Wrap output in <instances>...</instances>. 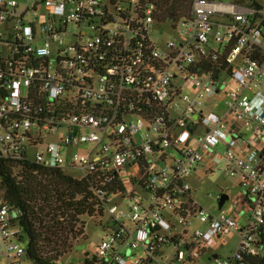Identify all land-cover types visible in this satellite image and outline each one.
<instances>
[{
    "label": "built area",
    "instance_id": "obj_1",
    "mask_svg": "<svg viewBox=\"0 0 264 264\" xmlns=\"http://www.w3.org/2000/svg\"><path fill=\"white\" fill-rule=\"evenodd\" d=\"M258 3L195 0L190 17L159 26L178 35L160 47L149 0H0V159L119 175L125 192L108 200L99 264L264 260V146L242 131L264 140ZM220 61L225 69H206ZM220 94L224 112L206 115ZM203 163L239 180L233 213L230 196L216 212L193 198L189 179ZM126 194L124 211L116 199ZM19 217L0 200V264H33Z\"/></svg>",
    "mask_w": 264,
    "mask_h": 264
},
{
    "label": "trees",
    "instance_id": "obj_2",
    "mask_svg": "<svg viewBox=\"0 0 264 264\" xmlns=\"http://www.w3.org/2000/svg\"><path fill=\"white\" fill-rule=\"evenodd\" d=\"M195 0H149L156 5L158 25L178 22L191 16ZM243 5L246 0H232ZM261 6L251 0L250 7ZM206 69H225L222 61ZM264 164V149L262 151ZM125 192L119 175L100 171L75 179L62 168H51L28 160L0 159V200L20 211L19 225L33 264H58L75 242L87 240L83 217L106 216L108 200ZM257 264H264L259 259ZM85 264H99L86 256Z\"/></svg>",
    "mask_w": 264,
    "mask_h": 264
},
{
    "label": "rangeland",
    "instance_id": "obj_3",
    "mask_svg": "<svg viewBox=\"0 0 264 264\" xmlns=\"http://www.w3.org/2000/svg\"><path fill=\"white\" fill-rule=\"evenodd\" d=\"M216 2H224L230 3L231 0H213ZM261 5L264 7V0H260ZM161 25H154L149 32V37L151 42L156 45L163 47L167 40L173 38L174 36H178L177 33H174L170 26H162ZM164 30L163 35L160 34L159 29ZM178 31H181V27L178 28ZM182 85V82H180ZM230 86L234 88L236 84L231 81ZM264 88V83H263ZM184 94L188 93L187 86L184 88ZM224 94H220L216 99L206 100L203 111L206 115L210 114L211 112H224ZM245 134H249L247 129L242 130ZM66 129H61L58 135L53 138H49L48 142H56L61 137L66 134ZM91 147H84L80 149H73L71 150L72 153H87ZM223 147L220 146L218 151L222 152ZM225 163L222 162L219 166L224 165ZM217 166L216 168H219ZM209 169L208 165L203 163L198 170L194 173L193 176L190 177L189 182L192 187V196L196 199L200 204H202L206 208L212 209L213 212H216L218 209V204L214 197L220 194H228L231 198V201L227 203L224 207V211L228 213H233L237 207V205L242 201V191L239 187V180L237 178L230 177L225 173H217L216 171L213 173L207 172ZM66 173L72 176L75 179H81L82 174L79 171L66 169ZM210 194L213 197H210ZM125 201L122 203L119 202L120 199H116L118 207L123 209L124 211L128 210V205L131 204V200L129 199L128 194L125 196ZM243 218V217H242ZM240 218V221L243 222L244 220ZM109 215L103 219L100 218H90V217H83L82 220L85 222V233L87 235V240L79 239L75 242L74 247L70 253L65 255L60 259L58 264H85L86 256H89L91 259L95 257V248L98 246L101 241L105 237V231L103 229V225L109 222ZM200 228V226L196 225L195 229ZM236 238L232 237L231 241L236 242ZM227 253V251H224Z\"/></svg>",
    "mask_w": 264,
    "mask_h": 264
},
{
    "label": "crops",
    "instance_id": "obj_4",
    "mask_svg": "<svg viewBox=\"0 0 264 264\" xmlns=\"http://www.w3.org/2000/svg\"><path fill=\"white\" fill-rule=\"evenodd\" d=\"M249 132H250L249 134H244V136L249 139V141L251 143V148H260V147H263L264 146V140L262 141L260 139V134H258V132L255 131V127L253 128V130H251Z\"/></svg>",
    "mask_w": 264,
    "mask_h": 264
},
{
    "label": "water",
    "instance_id": "obj_5",
    "mask_svg": "<svg viewBox=\"0 0 264 264\" xmlns=\"http://www.w3.org/2000/svg\"><path fill=\"white\" fill-rule=\"evenodd\" d=\"M229 201V195L228 194H222L221 199L218 204V209L221 211L223 209V206L225 203Z\"/></svg>",
    "mask_w": 264,
    "mask_h": 264
}]
</instances>
